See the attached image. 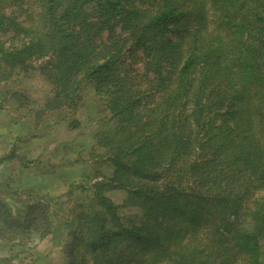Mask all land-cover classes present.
Wrapping results in <instances>:
<instances>
[{
  "label": "trees",
  "instance_id": "obj_1",
  "mask_svg": "<svg viewBox=\"0 0 264 264\" xmlns=\"http://www.w3.org/2000/svg\"><path fill=\"white\" fill-rule=\"evenodd\" d=\"M23 1L0 0V91L34 59L50 110L75 108L98 83L114 126L96 144L140 211L139 225L105 232L123 222L96 181L69 225L66 264H146L115 253L124 241L149 264H264V0H36L22 18ZM131 47L140 72L119 69ZM43 207L15 218L0 203V221L43 237Z\"/></svg>",
  "mask_w": 264,
  "mask_h": 264
},
{
  "label": "rangeland",
  "instance_id": "obj_2",
  "mask_svg": "<svg viewBox=\"0 0 264 264\" xmlns=\"http://www.w3.org/2000/svg\"><path fill=\"white\" fill-rule=\"evenodd\" d=\"M35 2L24 0L23 9L27 12H14L23 18L36 8ZM151 3L152 0L136 1L141 8H148ZM94 8L91 5L85 10L92 14ZM120 27L116 26L117 33ZM108 35L104 32L96 40L106 41ZM133 49L122 54L119 69H142L143 64L135 58L137 53L131 54ZM43 64L42 59L32 60L26 71L10 75L0 91V203L9 207L15 218H24L31 204L44 205L51 232L43 237L35 232L21 235L16 228L5 227L1 220L0 264H66L64 245L69 225L89 204L93 192L88 188L96 181L105 179L111 186L105 197L123 222L122 226L106 225L105 232H121L132 223L139 225V206L127 202L125 191L114 189L119 185L113 181L114 169L107 162L105 150L96 144V135L114 123L99 96L98 83L86 84L75 108L50 110L53 87L40 70ZM204 232L205 237L210 236L209 229ZM126 246L124 241L115 253L123 249L135 261L149 264V254L142 252L144 246L135 245L132 253ZM172 258L167 257L165 262L175 264Z\"/></svg>",
  "mask_w": 264,
  "mask_h": 264
}]
</instances>
